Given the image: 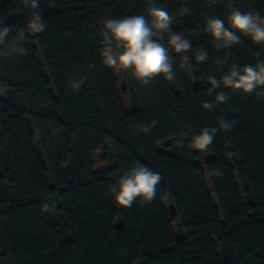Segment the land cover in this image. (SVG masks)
<instances>
[{"label": "trees", "instance_id": "trees-1", "mask_svg": "<svg viewBox=\"0 0 264 264\" xmlns=\"http://www.w3.org/2000/svg\"><path fill=\"white\" fill-rule=\"evenodd\" d=\"M228 2L39 0L45 29L18 41L23 55L10 56L7 43L17 42L33 9L25 0H0V21L10 26L0 45V264H264V85L242 95L210 93L207 82L232 64L264 61V44L242 37L216 48L203 32L206 17L224 19L231 10L264 17V0ZM153 4L168 10L170 30L192 48L187 65L170 52L173 80L142 84L122 72L126 114L102 63L103 22L146 15ZM201 50L208 58L196 63ZM219 91L228 99L203 110ZM204 127L217 129L205 162L189 146ZM168 139L178 154L157 151ZM100 151L110 152V163L94 173ZM137 164L161 174L156 195L116 208L111 188Z\"/></svg>", "mask_w": 264, "mask_h": 264}, {"label": "clouds", "instance_id": "clouds-1", "mask_svg": "<svg viewBox=\"0 0 264 264\" xmlns=\"http://www.w3.org/2000/svg\"><path fill=\"white\" fill-rule=\"evenodd\" d=\"M215 2V0H213ZM33 9L26 19L24 27L15 37L17 42H8L10 26L0 21V45L7 43L8 55H23L24 48L18 42L29 33H38L45 29L46 24L40 13L39 0H25ZM231 0L225 3L230 7ZM146 15H127L122 18H109L103 22L105 46L101 50L102 63L115 72L128 73L139 83H147L159 76L165 81L175 78L171 53H185L192 45L180 32L170 30L172 15L164 7L149 5ZM188 8L181 10L187 14ZM203 32L207 34L216 48H229L238 44L242 37L254 44H264V17L249 11L231 10L224 19L208 16L203 20ZM170 33L166 42L160 34ZM208 58L207 51L201 50L193 59L202 63ZM184 61L188 60L183 56ZM208 91L217 88L227 89L246 95L264 85V61L256 64H232L217 79L215 76L207 78ZM78 82L72 87L78 88ZM228 96L219 91L213 100L203 102V110H211L216 104L224 103ZM155 123L154 121L152 122ZM230 124L221 119L220 128L227 130ZM140 131L147 132L149 128L141 126ZM217 129L215 127L202 128L190 140V148L197 152H204L213 142ZM161 181V174L144 164H137L124 170L111 188L112 202L116 208L126 209L135 201L150 202L156 195V187ZM48 205H44L45 211Z\"/></svg>", "mask_w": 264, "mask_h": 264}, {"label": "rangeland", "instance_id": "rangeland-1", "mask_svg": "<svg viewBox=\"0 0 264 264\" xmlns=\"http://www.w3.org/2000/svg\"><path fill=\"white\" fill-rule=\"evenodd\" d=\"M2 2L4 0H1ZM173 27L174 26V22L172 21V24H171ZM34 44V43H33ZM105 46V44L103 45V47ZM185 56L184 53H182V57ZM39 58V57H38ZM40 60V58H39ZM184 63L187 65V62L184 61ZM112 73H113V76L114 78L116 79L117 83H118V91H119V94H120V100H121V103H122V106H123V110L126 114H128L130 112V105H129V101L127 98H124L123 95H122V90H123V86H124V76H123V73L122 72H115L112 70ZM156 149L159 153H165V154H178V149H177V143L174 139H168V140H165V141H162V142H159L156 144ZM200 155H201V158H202V161L205 162L209 159L212 158V155L209 154V153H206L205 151L204 152H200ZM110 158H111V154L109 151H100L98 152L94 158L92 159V163H93V172L94 173H98V172H101V171H104L107 169V167L109 166V163H110ZM231 165H233V162L231 160V158L229 159ZM201 169L202 171L204 172V167L201 166ZM205 183H206V187L208 189V192L210 194V196L212 195V192H211V187L209 185V181L205 175ZM236 181H237V184H238V187H239V190H240V194H241V197H242V200L244 202V204L246 205V200L244 198V195H243V192L241 190V186H240V183H239V180L238 178L236 177ZM213 197V196H212ZM212 199L214 205H215V200ZM116 223H118V219H116Z\"/></svg>", "mask_w": 264, "mask_h": 264}]
</instances>
